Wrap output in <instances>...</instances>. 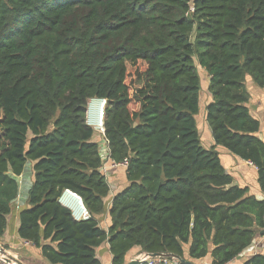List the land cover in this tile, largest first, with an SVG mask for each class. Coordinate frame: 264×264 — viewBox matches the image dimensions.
Here are the masks:
<instances>
[{"label": "trees", "instance_id": "1", "mask_svg": "<svg viewBox=\"0 0 264 264\" xmlns=\"http://www.w3.org/2000/svg\"><path fill=\"white\" fill-rule=\"evenodd\" d=\"M191 1L0 0V239L30 164L17 235L47 264H102L105 244L110 264L135 248L186 260L185 247L190 260L212 247V264H226L250 246L264 201L232 185L215 148L254 166L264 194V143L248 109V87L264 92V0ZM198 70L209 78V150ZM96 99L109 159L125 176L107 230L97 217L109 181L86 123ZM64 191L88 220L60 204Z\"/></svg>", "mask_w": 264, "mask_h": 264}, {"label": "crops", "instance_id": "2", "mask_svg": "<svg viewBox=\"0 0 264 264\" xmlns=\"http://www.w3.org/2000/svg\"><path fill=\"white\" fill-rule=\"evenodd\" d=\"M248 91L250 93L248 109L251 116L257 119L259 122L260 127L257 133V137L264 143V92L253 86H249ZM201 137H203L205 141V144H202V146H204V149L209 150L213 146V140L208 127H206L204 131H202ZM215 151L225 172L231 176L232 185L239 188H246L248 190V195L253 196L256 201H264V194H262V192L260 191L259 185L257 183V169L254 166L250 165V163L245 162L230 154L226 149L222 147H216ZM25 169L26 171L24 170L23 174L18 178L19 196L14 203L12 214L7 217V228L3 237L0 239V246L14 263L47 264L42 260L37 249L32 247L27 242L19 239L17 235V230L19 227L18 214L19 211L24 206H26L27 194L33 182L31 168L29 166H26ZM105 173L107 180L109 181L108 183L110 187V193L109 197L106 200V213L97 217L99 227L103 230H107L108 209L111 199L115 193L122 189L121 186L124 183L125 178V176H122V174L124 173H122V170L119 169V167L110 166V161H107V164L105 166ZM63 204L61 205L69 209L73 216V209L67 204ZM187 249L188 247H185L186 260L192 262L193 264H212V247H210L208 254L204 258L199 260L188 259ZM139 254L142 253L138 248L133 249L127 255L125 264H127L130 260L133 259V257H136ZM256 255L264 256V228L258 231L254 240L248 248H246L239 256L226 264H243ZM96 256L102 264H110L111 256L109 253L108 245H102L98 250H96Z\"/></svg>", "mask_w": 264, "mask_h": 264}, {"label": "built area", "instance_id": "3", "mask_svg": "<svg viewBox=\"0 0 264 264\" xmlns=\"http://www.w3.org/2000/svg\"><path fill=\"white\" fill-rule=\"evenodd\" d=\"M96 100H98V99H96ZM87 120H88V115H87ZM100 130H102V136L104 137L103 128L101 127ZM108 154H109L108 142H107V140L104 137L103 144H101V146H100V156H101V162H102V164H101L102 165L101 166V171L105 175H106V173H105V166L107 164V161H110V166L111 167H115V166L118 167V166L121 165V164H114L113 162H111V160L109 159ZM122 165H125V163L122 164ZM73 216L76 218V220H88L89 219V215L85 211V209H82V215H80V217H77L74 214V211H73ZM134 258L139 259L141 261V264L142 263H145V264H179L177 261H175L173 259H170V258H150L149 255L146 254V253L139 254V255H137ZM0 264H17V263L16 262L14 263L10 259L9 256H5V255H3V254L0 253Z\"/></svg>", "mask_w": 264, "mask_h": 264}, {"label": "bare ground", "instance_id": "4", "mask_svg": "<svg viewBox=\"0 0 264 264\" xmlns=\"http://www.w3.org/2000/svg\"><path fill=\"white\" fill-rule=\"evenodd\" d=\"M102 110L103 104L101 101H91L88 109V121L89 125L94 129L102 127ZM62 202L71 207L77 217H80V215H82V209L80 208L79 201L74 195L64 193Z\"/></svg>", "mask_w": 264, "mask_h": 264}, {"label": "rangeland", "instance_id": "5", "mask_svg": "<svg viewBox=\"0 0 264 264\" xmlns=\"http://www.w3.org/2000/svg\"><path fill=\"white\" fill-rule=\"evenodd\" d=\"M195 64H196V62H195ZM196 66H197V64H196ZM198 75L200 78V86H201V93H200V110H201V113H200V115H198L196 117V121H197V125L200 127L199 130L202 133V131H204L206 129L205 114H204L203 110L205 109V106L207 105V103L210 101V96L207 92L208 91L207 86H208L209 78H208L207 74L201 70H198ZM91 128L94 130V136L93 137H94L95 141L97 143H99V145L101 146V144H103V140H104V137L102 136V130H99L100 127L95 128V129L93 127H91ZM201 143L205 144L203 137H201ZM27 166H29L31 168L30 164H27ZM25 171H26V169H25Z\"/></svg>", "mask_w": 264, "mask_h": 264}, {"label": "water", "instance_id": "6", "mask_svg": "<svg viewBox=\"0 0 264 264\" xmlns=\"http://www.w3.org/2000/svg\"><path fill=\"white\" fill-rule=\"evenodd\" d=\"M189 6L192 7V1L191 0H190V3H189ZM91 101H93V100H91ZM91 101H90V103H91ZM98 101L102 102L103 108H104V103L105 102L103 100H98ZM90 103H89V105H90ZM89 105H88V108H87V115H88ZM102 115H103V110H102ZM86 123L89 126V121L88 120H86ZM64 193H69L71 195H74L79 201L80 208L84 209L83 206H82L81 200H80V198L78 196H76L75 194H72L69 191H64ZM64 193L62 194V196L59 199V202L61 204H63L62 197H63ZM0 253L5 255V256H8L1 247H0ZM148 255H149L150 258H170V259H173V260L177 261L179 264H193L192 262H190L188 260L182 259V258H180L178 256L170 255V254H148ZM127 264H141V261L139 259L133 257V259L130 260Z\"/></svg>", "mask_w": 264, "mask_h": 264}, {"label": "clouds", "instance_id": "7", "mask_svg": "<svg viewBox=\"0 0 264 264\" xmlns=\"http://www.w3.org/2000/svg\"><path fill=\"white\" fill-rule=\"evenodd\" d=\"M105 104V103H104ZM88 105H89V103H88ZM88 108V107H87ZM86 118H87V114H86ZM102 118H103V115H102ZM87 120V119H86ZM103 128V127H102ZM75 219V218H74ZM76 220V219H75ZM77 221V220H76Z\"/></svg>", "mask_w": 264, "mask_h": 264}]
</instances>
